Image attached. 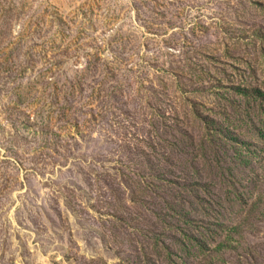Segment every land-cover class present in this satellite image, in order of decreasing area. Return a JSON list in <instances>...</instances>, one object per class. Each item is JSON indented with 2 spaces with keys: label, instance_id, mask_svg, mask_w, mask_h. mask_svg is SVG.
Masks as SVG:
<instances>
[{
  "label": "rangeland",
  "instance_id": "374dc122",
  "mask_svg": "<svg viewBox=\"0 0 264 264\" xmlns=\"http://www.w3.org/2000/svg\"><path fill=\"white\" fill-rule=\"evenodd\" d=\"M0 264H264V0H0Z\"/></svg>",
  "mask_w": 264,
  "mask_h": 264
}]
</instances>
